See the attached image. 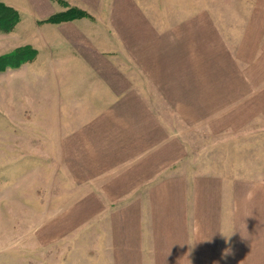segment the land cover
I'll list each match as a JSON object with an SVG mask.
<instances>
[{"label": "rangeland", "instance_id": "obj_1", "mask_svg": "<svg viewBox=\"0 0 264 264\" xmlns=\"http://www.w3.org/2000/svg\"><path fill=\"white\" fill-rule=\"evenodd\" d=\"M0 1L19 20L34 16L26 0ZM54 1L86 11L74 20L114 27L113 0L96 15L78 0ZM130 1L164 37L178 72L169 90V73L156 68L160 79L143 69L113 77L129 88L123 97L150 93V129L142 117L130 121L131 110L112 109L114 119L74 99L45 60L6 57L29 40L14 28L0 35V54L8 52L0 67L12 63L0 70V264H264V0ZM30 34L26 27L18 36ZM96 119L95 139H72ZM146 130L152 139L139 140ZM164 143L168 167L182 164L172 175L186 181L144 188L143 218L127 220L128 205L114 202L156 173L138 148ZM238 227L246 231L236 236Z\"/></svg>", "mask_w": 264, "mask_h": 264}, {"label": "crops", "instance_id": "obj_2", "mask_svg": "<svg viewBox=\"0 0 264 264\" xmlns=\"http://www.w3.org/2000/svg\"><path fill=\"white\" fill-rule=\"evenodd\" d=\"M78 1L88 11L94 10L95 15L102 10L103 0ZM26 2L34 16L31 19L21 18V20H18L14 26V31L10 32V34L14 32L18 38L29 40V42L24 41L22 45L29 44L30 48L35 51L36 60L31 63V66H34L37 62L41 63V60H45L44 62L42 61V65L48 71L47 74L52 72L64 76V84L69 83L66 93L72 94L74 99L78 101L85 100V102L88 99L92 100L94 106L108 108L107 113L111 116L110 118L114 119H117L116 116L120 113L115 116L112 109L124 108L131 110L129 112L131 115L129 120L132 121L135 118L138 122L140 120H137V117H142V123L145 122V124H140L139 126L150 129L152 123L156 120V116L152 110L153 107L150 103L153 99L149 98L150 101L148 100L150 93L146 95L145 87H140L141 92L138 91L140 93L134 91L137 94H131L130 98H127V95L123 97L124 94L129 92V88L127 89L126 86L118 84L113 79V77L120 75H125L127 79L132 74L134 76L143 75V70L147 73L155 74L160 79L162 75L156 72V68L163 73H169L167 74L168 76L166 75L162 79L165 82V87L167 86L166 88L169 90L173 87L174 79L178 78L175 75L178 72L175 71V65H172V60L170 59L172 54H169L165 49L164 40L161 41L162 43L160 42V39L164 37L156 32L155 26L151 25V22L145 17L141 9H137L130 0H113L109 4V10L115 22H111L114 27L98 21L97 18L96 21L88 18L57 24L46 22V19L54 13L63 10L62 8L59 9L58 4L54 0H26ZM0 3L3 2L0 1ZM5 5L10 6L8 4ZM74 5L81 7L77 4ZM16 8L23 11V7L17 6ZM120 10L126 13L125 18H116ZM142 17L144 18L143 20ZM26 27L31 30V34L26 37L23 35L21 37L18 36L19 34H23ZM104 28H109L108 32H105ZM118 28L120 29L118 30ZM7 34L9 33L0 28V35ZM19 45L22 46L21 44ZM134 52H138L139 55L136 53L138 55L136 56ZM141 52L142 56H140ZM6 53L8 52H4L0 56ZM119 60L124 61L125 65L128 63L131 69H127ZM130 92L133 93V91ZM133 109H139L137 115ZM99 120L101 123L102 119L99 118ZM97 121L96 119L94 123L73 134L72 139L79 138L78 135L81 136L83 132L91 139H95L97 135ZM105 123L102 120L101 124L103 126H105ZM89 127L93 128L94 135L90 134ZM164 133L166 134L163 130ZM151 134L149 130H146L142 135L137 137L139 140H148L152 139ZM163 134L159 133L161 137L158 138L167 139ZM164 144L158 150H154L153 148L147 149L146 145L145 147L138 148L140 149L138 156L143 155L144 157L143 166H150L149 168L151 170L155 169L156 173L153 174L151 179L148 178L142 184H134L132 190H129L123 199L114 202L128 205L127 220L134 221L143 218L145 210L142 205L147 204L146 195L143 191L144 188L155 187L153 191L155 192L157 189H164L170 184L186 181V179L182 178V175H172V172L177 171L180 174L182 170L180 166L182 164L174 162L168 167L166 163L169 160L168 145ZM65 149L68 150L67 145ZM152 151H155V154L156 151L158 152L159 162H162V164H157V168H155L157 162L155 154L149 153ZM96 197L98 198L97 194ZM99 202L105 203L106 201L99 200ZM234 230L236 236L246 231L245 228L239 227ZM241 230L242 232H240Z\"/></svg>", "mask_w": 264, "mask_h": 264}, {"label": "trees", "instance_id": "obj_3", "mask_svg": "<svg viewBox=\"0 0 264 264\" xmlns=\"http://www.w3.org/2000/svg\"><path fill=\"white\" fill-rule=\"evenodd\" d=\"M65 6L66 5L64 4V7ZM84 16H86L85 10L72 5V6H67L63 10L54 13L52 16L46 19V21L51 22V23H61L65 21L74 20L76 18H81ZM18 20H19V15L15 9L3 3H0V28L2 30L9 31L13 29L16 23L18 22ZM24 52L25 53L28 52V56H26L25 60L33 59V57L35 56V51L31 48L15 50L13 52L8 53L5 56L16 58L20 56L21 53H24ZM25 60H23L22 62H24ZM11 64L12 63L4 64L2 67H0V70L3 69V67L11 66Z\"/></svg>", "mask_w": 264, "mask_h": 264}]
</instances>
